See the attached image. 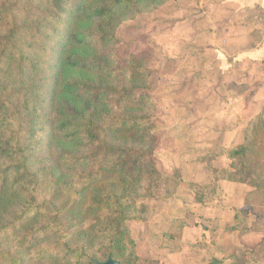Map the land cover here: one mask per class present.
Instances as JSON below:
<instances>
[{
  "label": "trees",
  "instance_id": "trees-1",
  "mask_svg": "<svg viewBox=\"0 0 264 264\" xmlns=\"http://www.w3.org/2000/svg\"><path fill=\"white\" fill-rule=\"evenodd\" d=\"M149 1L163 0H0V264H122L135 246L132 213L167 180L131 86L142 67L115 66L112 44L119 22ZM243 140L221 148L238 183L264 175V109Z\"/></svg>",
  "mask_w": 264,
  "mask_h": 264
},
{
  "label": "rangeland",
  "instance_id": "rangeland-1",
  "mask_svg": "<svg viewBox=\"0 0 264 264\" xmlns=\"http://www.w3.org/2000/svg\"><path fill=\"white\" fill-rule=\"evenodd\" d=\"M226 9L224 0L149 1L116 27L115 66L142 67L143 82L131 86L144 98L140 114L155 125L156 165L167 180L132 213L135 246L122 264H264V175L258 170L247 183L234 182L232 161L221 151L244 143L248 123L264 109V68L228 59L231 47L218 36L235 17ZM230 79L242 84L231 93ZM39 167L51 174L46 162ZM69 200L62 192L59 207Z\"/></svg>",
  "mask_w": 264,
  "mask_h": 264
},
{
  "label": "crops",
  "instance_id": "crops-1",
  "mask_svg": "<svg viewBox=\"0 0 264 264\" xmlns=\"http://www.w3.org/2000/svg\"><path fill=\"white\" fill-rule=\"evenodd\" d=\"M224 8L236 17L218 35L225 45L231 47L232 56L228 59L235 64L239 63L240 67L264 68V0H224ZM256 31L262 32L259 34L262 36L255 37ZM219 56L221 60H228L222 54ZM230 80L226 83V90L231 93V88L242 84L239 80Z\"/></svg>",
  "mask_w": 264,
  "mask_h": 264
},
{
  "label": "water",
  "instance_id": "water-1",
  "mask_svg": "<svg viewBox=\"0 0 264 264\" xmlns=\"http://www.w3.org/2000/svg\"><path fill=\"white\" fill-rule=\"evenodd\" d=\"M105 264H119L118 262L112 260L111 258Z\"/></svg>",
  "mask_w": 264,
  "mask_h": 264
}]
</instances>
